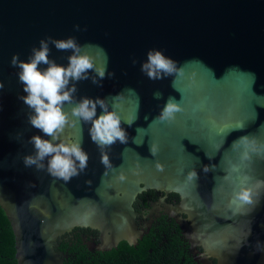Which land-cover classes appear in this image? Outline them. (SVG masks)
<instances>
[{
  "label": "water",
  "instance_id": "1",
  "mask_svg": "<svg viewBox=\"0 0 264 264\" xmlns=\"http://www.w3.org/2000/svg\"><path fill=\"white\" fill-rule=\"evenodd\" d=\"M49 36H76L107 50L116 77L103 87L81 81L75 97H115L122 119L133 121L122 125L127 143L104 150L83 125L88 166L69 182L23 164L33 152L27 141L43 134L28 123L31 110L18 99L26 94L10 61L16 53L27 60ZM49 47V58L67 66L71 52ZM151 48L202 64L174 85L151 81L132 65ZM0 81V206L14 233L17 264H65L60 244L77 227L103 234L101 248L85 244L92 252L122 241L135 246L143 232L133 204L149 188L180 195L176 210L187 217L176 221L193 254L204 250L202 264H264V187L256 186L264 164L254 172L244 164L247 153L264 144V0H0ZM156 90L161 99L153 98ZM169 96L182 110L161 121ZM191 170L197 178L187 181ZM241 184L253 188L254 201L259 192L258 210L233 198Z\"/></svg>",
  "mask_w": 264,
  "mask_h": 264
},
{
  "label": "clouds",
  "instance_id": "2",
  "mask_svg": "<svg viewBox=\"0 0 264 264\" xmlns=\"http://www.w3.org/2000/svg\"><path fill=\"white\" fill-rule=\"evenodd\" d=\"M74 30L87 31V28L81 29L80 25H74ZM50 44L58 51L71 52L67 57V66L57 64L49 58ZM97 52L103 54V59H100ZM109 63L106 49L91 42L81 44L76 36L62 39L51 36L42 38L39 47L31 49L27 60H22L19 53L13 54L10 66L18 69L17 82L22 85V91L26 94L18 96V99L31 110L28 116L30 126L43 134L32 135L27 141L33 145V152L23 157L26 167L35 166L37 170H46L50 176L65 182L85 172L89 161V156L83 149L82 133L85 124L90 125V139L101 150L111 148L117 142L127 143V132L122 125L131 126L133 121L122 119L115 97H82L79 100L75 97L78 92L77 84L81 81H90L97 87H103L104 80L114 79L116 73L110 69ZM41 64L47 67L41 69ZM137 64L140 73L148 80L170 79L174 85L178 77L187 76L202 61L192 58L181 63L169 56L165 49L151 48L146 51L143 59H132V65ZM3 87V81H0V89ZM152 95L158 100L163 93L156 90ZM66 104L71 106L67 111ZM98 106L101 109L99 115ZM181 110L180 100L176 96H169L158 119H174ZM72 130H78L80 135H75ZM255 139L259 142V137ZM243 140V137L238 138L233 141V145ZM102 163L106 169L112 167L107 155H104ZM258 163L264 164V144L260 148L253 147L244 157V164L251 172L255 171ZM224 175L226 177L227 173ZM196 178L194 170L186 174L187 181ZM119 179L123 180L124 176L121 175ZM256 186L264 187V180H257ZM232 196L244 204H253L254 211L262 206L259 192L256 193L257 199L253 200L251 186L239 185ZM261 226L264 227V224Z\"/></svg>",
  "mask_w": 264,
  "mask_h": 264
},
{
  "label": "trees",
  "instance_id": "3",
  "mask_svg": "<svg viewBox=\"0 0 264 264\" xmlns=\"http://www.w3.org/2000/svg\"><path fill=\"white\" fill-rule=\"evenodd\" d=\"M172 237V243L166 240L167 238L165 240L159 238L157 241L145 240L138 246L124 241L111 250L92 252L83 245L80 238L65 241L67 238L65 236L59 250L68 254L65 264H195L188 249L183 246V234H181L182 239L179 235ZM0 264H17L14 233L1 206Z\"/></svg>",
  "mask_w": 264,
  "mask_h": 264
},
{
  "label": "flooded vegetation",
  "instance_id": "4",
  "mask_svg": "<svg viewBox=\"0 0 264 264\" xmlns=\"http://www.w3.org/2000/svg\"><path fill=\"white\" fill-rule=\"evenodd\" d=\"M142 187L144 188L145 186L142 185ZM181 203L182 200L180 195L175 192H166L163 190L149 188L144 189L142 193L138 194L133 204V208L136 213L137 229L138 231L143 232V234L141 235L142 239H139L135 246H138L140 242H144L149 239L157 241L159 238L164 240L167 238L166 240H169V242L171 241L172 243V236L179 235V237H181L182 233L176 218L187 217L184 213H179L176 210ZM66 237L65 241L74 239L77 240V238H80L84 246H86V243L90 242L96 247L101 248L104 243L103 234L100 230L92 227H77L71 233L67 234ZM182 238L183 237H181V239ZM182 241L184 242L183 246L188 249V252L195 264H202L199 258L204 250L201 247H198V252L194 255L189 243H186L184 238ZM95 251L101 252L99 249H95ZM152 251L153 250L151 249V252ZM195 256L199 259L198 261L195 260ZM213 261L216 263L215 259H213Z\"/></svg>",
  "mask_w": 264,
  "mask_h": 264
},
{
  "label": "rangeland",
  "instance_id": "5",
  "mask_svg": "<svg viewBox=\"0 0 264 264\" xmlns=\"http://www.w3.org/2000/svg\"><path fill=\"white\" fill-rule=\"evenodd\" d=\"M202 254H203V253H202ZM201 256H202V255H201ZM201 256H200V257H201Z\"/></svg>",
  "mask_w": 264,
  "mask_h": 264
}]
</instances>
